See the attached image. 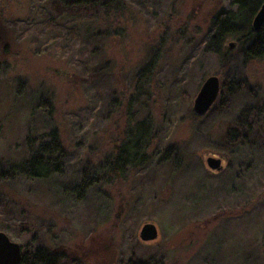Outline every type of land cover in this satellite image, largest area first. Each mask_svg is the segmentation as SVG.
Returning <instances> with one entry per match:
<instances>
[{
  "label": "rangeland",
  "instance_id": "obj_1",
  "mask_svg": "<svg viewBox=\"0 0 264 264\" xmlns=\"http://www.w3.org/2000/svg\"><path fill=\"white\" fill-rule=\"evenodd\" d=\"M66 1L0 0V232L63 264H264V59L205 41L229 0ZM212 76L232 98L197 117ZM52 133L62 174L11 176Z\"/></svg>",
  "mask_w": 264,
  "mask_h": 264
},
{
  "label": "trees",
  "instance_id": "obj_2",
  "mask_svg": "<svg viewBox=\"0 0 264 264\" xmlns=\"http://www.w3.org/2000/svg\"><path fill=\"white\" fill-rule=\"evenodd\" d=\"M229 2L231 8L221 11L212 22V27L205 40L207 49L213 54H218L224 40L227 38H234L245 57L264 59V26L259 32H254L252 27L254 16H256L259 11L260 6L264 4V0H229ZM97 3L98 0H68L55 6L58 11L75 14L84 12L87 8L94 9ZM229 91V88L223 83L221 85L219 100L222 101L224 95L229 96L228 99L230 100L232 94H230ZM262 108L264 110V104ZM140 125L144 124L140 123L137 127ZM244 133L243 128L239 125L230 130L225 138L226 147L232 149L244 142ZM128 136L130 137L131 134ZM149 138L150 137L143 139L141 148L143 149V155L145 154L146 148L149 146ZM128 140L130 141L129 138ZM37 145L38 148L32 150L33 144H29L27 151L28 155L25 162L21 167L11 169V176L16 172L25 174L28 179L40 180L49 175L62 174L64 152L59 143L57 133H52L49 141L39 140ZM121 149V147L117 149L115 159L122 158L123 152ZM131 149L132 147H129V151H131ZM30 151L31 153H29ZM126 164L135 166L138 162L135 163L134 161L125 160L124 166H126ZM107 167H109V162L102 166V171H105ZM11 176H9V174L3 176L5 179L4 181H11ZM35 244H39L38 241H35ZM64 258V253L60 252L58 249L50 250L42 245H35L31 248H22L21 264H63ZM129 264L141 263L131 261Z\"/></svg>",
  "mask_w": 264,
  "mask_h": 264
},
{
  "label": "water",
  "instance_id": "obj_3",
  "mask_svg": "<svg viewBox=\"0 0 264 264\" xmlns=\"http://www.w3.org/2000/svg\"><path fill=\"white\" fill-rule=\"evenodd\" d=\"M264 26V4L260 6L256 16H254L252 27L254 32H259ZM230 48L234 44L229 45ZM221 85L219 79L214 76L209 77L201 86L200 91L194 101L193 112L197 117H204L211 110L212 106L219 97ZM207 167L211 171L219 172L222 170L220 159L209 158L206 161ZM157 238L156 228L152 224L144 225L141 231L143 241H153ZM22 248L12 242L3 232H0V264H21Z\"/></svg>",
  "mask_w": 264,
  "mask_h": 264
}]
</instances>
